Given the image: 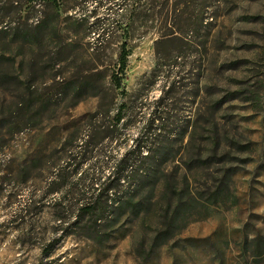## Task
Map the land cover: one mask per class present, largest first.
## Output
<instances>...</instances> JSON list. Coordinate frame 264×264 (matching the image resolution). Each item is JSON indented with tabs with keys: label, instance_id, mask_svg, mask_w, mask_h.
<instances>
[{
	"label": "rangeland",
	"instance_id": "obj_1",
	"mask_svg": "<svg viewBox=\"0 0 264 264\" xmlns=\"http://www.w3.org/2000/svg\"><path fill=\"white\" fill-rule=\"evenodd\" d=\"M169 4L145 28L0 41V264H264V0ZM150 117L157 175L75 222L78 178L133 155Z\"/></svg>",
	"mask_w": 264,
	"mask_h": 264
},
{
	"label": "trees",
	"instance_id": "obj_2",
	"mask_svg": "<svg viewBox=\"0 0 264 264\" xmlns=\"http://www.w3.org/2000/svg\"><path fill=\"white\" fill-rule=\"evenodd\" d=\"M170 0H0V41L9 38L12 41L14 33L22 25L25 28L40 29L47 27L54 29L57 33L61 30L70 32L82 31L85 34H97L98 36L110 35L120 27L126 29H140L146 27V20L150 15L165 11L169 14L171 7ZM26 4V6H24ZM66 14L70 24L62 25L60 15ZM70 13V14H68ZM35 20L28 22L29 17L35 15ZM125 16L130 17L126 19ZM90 18H92L90 20ZM179 30V28H177ZM28 34V33H27ZM23 34V38H26ZM166 36V35H165ZM169 40V39H168ZM130 49L126 42H123L117 55L118 69L112 74L114 84L119 87L121 79L127 67V59ZM157 107V105H156ZM123 106L118 107L116 122L122 116L120 111ZM158 117H150L147 124L142 128L136 143L131 150L133 155H123L115 161L113 170L108 176L95 175L90 173L78 178L86 189L82 188L81 195L89 194L86 201L77 208L75 220L83 213H96V219L105 215L107 208L110 211L119 207H126L135 202V193L145 185L148 178L156 176L161 169L162 158L149 154L150 147L157 144V137L161 128L155 125ZM142 137L144 140H142ZM140 142L144 144L141 146ZM149 145V146H148ZM75 145L73 150L77 148ZM143 148H146L143 152ZM167 149H162L164 154ZM70 153L71 158L67 162L79 157V151ZM69 153V155H70ZM82 159V158H81ZM87 181V182H86ZM86 183V184H85ZM64 184L57 183L47 190L46 193L59 190ZM62 199H64L62 197ZM56 207L57 204H53ZM112 213V212H111ZM108 214L105 215L107 217ZM57 219H62L60 213L56 214ZM77 222V220L75 221Z\"/></svg>",
	"mask_w": 264,
	"mask_h": 264
}]
</instances>
